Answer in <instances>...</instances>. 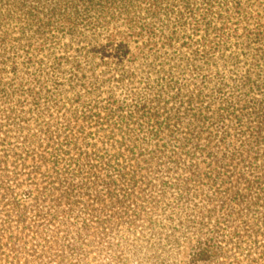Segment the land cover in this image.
I'll return each instance as SVG.
<instances>
[{"label":"trees","instance_id":"16d2710c","mask_svg":"<svg viewBox=\"0 0 264 264\" xmlns=\"http://www.w3.org/2000/svg\"><path fill=\"white\" fill-rule=\"evenodd\" d=\"M124 59L148 100L97 95ZM132 168L154 264H264V0H0V264L113 256Z\"/></svg>","mask_w":264,"mask_h":264},{"label":"rangeland","instance_id":"374dc122","mask_svg":"<svg viewBox=\"0 0 264 264\" xmlns=\"http://www.w3.org/2000/svg\"><path fill=\"white\" fill-rule=\"evenodd\" d=\"M76 48L77 46L74 45L73 50ZM132 50L136 52L134 45H132ZM124 60L126 61V65L123 71L119 74H114V77L115 80L118 81L127 78L125 82L115 87H103L97 95L102 96L109 92L110 89L114 92L116 98L123 104L131 103L133 100L135 104L137 98L139 100H148V70H152L151 72L158 71L159 66L163 64L158 63L152 68L148 62L142 65L140 63L128 61V59ZM124 70H126V72ZM154 78H156V76H154ZM85 99L89 101L94 100L87 95H85ZM28 116H32V114L29 113ZM140 125V122H135L133 119L131 128H138ZM132 165L135 166V164ZM141 174L143 175H140L132 168L130 180L128 182H119L118 201L113 207L112 212L108 213L106 220L115 222L117 230L114 233H117V236L121 239L118 240L117 238L115 241L118 245L116 253L110 258L107 256L101 264H154L156 259H153L152 256L164 257V254H161V252H149L151 247L150 243L159 245L157 238L160 237L151 238V228L154 227L149 226V223L151 222L155 225H168V223L164 221L166 215L155 212L153 208L155 203H152V195L148 191V174ZM161 207L163 208V205H161ZM111 214H113L114 218L111 217ZM167 229L170 228L166 227L165 230ZM103 231L110 233L111 227L108 229L105 228ZM158 231L161 230L158 229ZM168 234L169 231L167 232V235ZM260 242V246H264V241ZM184 249L185 243L181 248V255L176 254L171 261L173 262L174 260L175 264H185ZM258 250L260 254L263 248ZM176 251L177 250H175V253ZM54 264L57 263L54 261Z\"/></svg>","mask_w":264,"mask_h":264}]
</instances>
